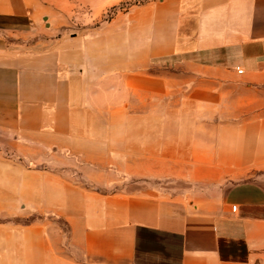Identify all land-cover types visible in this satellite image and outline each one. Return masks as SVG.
Returning a JSON list of instances; mask_svg holds the SVG:
<instances>
[{
	"label": "crops",
	"instance_id": "1",
	"mask_svg": "<svg viewBox=\"0 0 264 264\" xmlns=\"http://www.w3.org/2000/svg\"><path fill=\"white\" fill-rule=\"evenodd\" d=\"M31 5L0 0V174L24 172L0 209L30 217L0 264H264V0H157L84 41L34 40ZM162 111L233 127L199 204L149 181L186 172Z\"/></svg>",
	"mask_w": 264,
	"mask_h": 264
},
{
	"label": "rangeland",
	"instance_id": "2",
	"mask_svg": "<svg viewBox=\"0 0 264 264\" xmlns=\"http://www.w3.org/2000/svg\"><path fill=\"white\" fill-rule=\"evenodd\" d=\"M156 1L32 0L33 38L34 40L42 38L52 41H72L73 39L84 41L94 36H112L114 32L130 29L127 17L134 11L151 6ZM167 113V111L161 112V119L164 120L160 127V133L169 134L170 132L177 139L183 136L186 140L178 143L188 147L178 152L180 155L178 162L184 163L183 169L186 172L161 175L149 181L154 182V185L164 192L176 194L183 199L199 204L202 193H205V196L214 193L213 189L218 176L216 172H204L206 169L204 165H210L209 169H212L217 164V150L223 145L227 148L231 147L232 141L229 140H232L233 127L218 126L215 121L206 120L207 116L200 117L201 124L191 122L193 124L180 127L178 121L180 122L183 116L176 113L171 117V125H166V120L168 121L170 118ZM146 123H148L145 125L146 134L157 131L156 127L151 125V121L146 120ZM191 147L195 148L193 153ZM22 162L20 161V163ZM28 167H30L29 164ZM9 172L2 169L0 181L7 184L12 181L13 186L17 188L16 190H2V192H15L20 198H23L24 172ZM25 213L26 207L23 200L16 206H2L0 225L14 223L21 228L30 220V217H25Z\"/></svg>",
	"mask_w": 264,
	"mask_h": 264
},
{
	"label": "built area",
	"instance_id": "3",
	"mask_svg": "<svg viewBox=\"0 0 264 264\" xmlns=\"http://www.w3.org/2000/svg\"><path fill=\"white\" fill-rule=\"evenodd\" d=\"M237 72H238V73H241V70H240V69H237ZM236 209H237L236 205H233V206L231 207V210H232L233 212L236 211Z\"/></svg>",
	"mask_w": 264,
	"mask_h": 264
}]
</instances>
